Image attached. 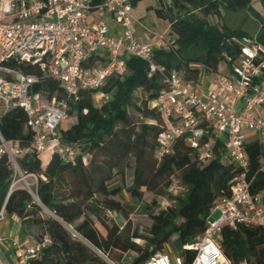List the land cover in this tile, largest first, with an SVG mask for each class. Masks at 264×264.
<instances>
[{
  "label": "trees",
  "instance_id": "1",
  "mask_svg": "<svg viewBox=\"0 0 264 264\" xmlns=\"http://www.w3.org/2000/svg\"><path fill=\"white\" fill-rule=\"evenodd\" d=\"M103 1L90 0V5L95 7ZM141 1L131 0L132 8ZM158 2L155 15L168 22V37L174 43L173 51H154L156 65L173 69L185 83L194 84L201 72L217 73L222 64L238 57L245 34L220 23L217 0ZM226 8L246 9L264 25L252 9L251 0H230ZM257 40L264 45V35ZM189 50L197 53L185 56ZM11 66L23 74L40 76L37 66ZM165 89L158 74L148 76L145 62L128 58L125 74L108 78L101 89L109 96L106 103L99 105L93 92H80L76 101L68 102V116L74 117L75 123L65 130L60 126L57 129L60 146L74 150V158L64 159L50 147L46 164V153L24 154L17 160L22 173L36 176L32 193L22 188L10 191L14 170L6 157L0 159V210L19 219H31L40 230L38 242L43 237L48 239L32 264H107L103 258L113 264H143L162 253L173 235L179 238V255L189 264L194 252L184 247L204 233L214 202L222 195H230V184L239 171L220 141L214 143L212 157L204 165L195 161L193 152L182 142L173 147L171 155L157 158L156 140L165 122L152 102ZM42 90L49 96L56 93L57 100L62 95L59 84L52 80H41L32 87L33 92ZM138 93L146 95L140 105L134 99ZM131 109L139 112L144 122L135 125L129 115ZM0 136L5 141L16 140L22 147L29 144L32 135L21 108L13 106L1 113ZM245 152L251 191L264 193V173L260 172L264 153L260 144L249 141ZM130 157L134 160L133 181L123 191L131 200H141L142 188L153 177L179 173L180 180L188 186L174 207L156 215L143 207L152 221L143 246L134 242L140 238L129 230L133 206L116 199L121 189L114 186L119 178L122 180ZM117 217L126 221L123 227ZM220 247L230 264H264V228L224 226ZM130 253L134 256L127 262L125 256Z\"/></svg>",
  "mask_w": 264,
  "mask_h": 264
},
{
  "label": "built area",
  "instance_id": "2",
  "mask_svg": "<svg viewBox=\"0 0 264 264\" xmlns=\"http://www.w3.org/2000/svg\"><path fill=\"white\" fill-rule=\"evenodd\" d=\"M133 22L131 0H104L95 7L90 0H0V110L21 108L32 135L26 147L0 136V159L6 157L24 181L25 175L37 180L21 172L17 160L24 154H44L51 147L72 160L74 150L60 146L57 136L60 123L68 117V102L76 101L80 92H93L95 101L103 105L109 100L101 91L106 80L125 74L126 60L137 58L148 65L149 77L158 74L166 85L152 102L165 122L156 140L157 158L171 155L182 142L204 165L212 157L214 143L220 141L239 171L230 195L214 202L204 233L184 247L194 252L189 264H230L220 247L222 228L235 229L239 224L264 228V193L251 191L245 152L246 144L255 140L264 153V46L257 38L243 37L238 57L224 63L227 71L211 73L210 87L198 91L177 71L153 61L154 51H171L174 41L161 35L155 42H140L132 31ZM11 63L37 66L40 76L23 74ZM41 80L59 84V100L56 93L32 91ZM260 172L264 173V155ZM14 188L12 183L10 191ZM4 216L2 208L0 221ZM2 242L5 239L0 237ZM47 244V237L30 247L14 241L17 264H32ZM143 264L186 261L179 254L162 252Z\"/></svg>",
  "mask_w": 264,
  "mask_h": 264
},
{
  "label": "rangeland",
  "instance_id": "3",
  "mask_svg": "<svg viewBox=\"0 0 264 264\" xmlns=\"http://www.w3.org/2000/svg\"><path fill=\"white\" fill-rule=\"evenodd\" d=\"M160 7L158 0H142L135 7H133L132 15L137 20H139L145 29H149L152 31H162L164 29L163 26L159 24V18L156 17L154 9H158ZM159 19V20H158ZM162 20V19H161ZM164 21V20H162ZM167 24V21H164ZM173 51V50H171ZM197 52L195 50H189L185 56L195 55ZM102 55H104L102 53ZM119 56L126 57L123 52H120ZM227 71V65H221L219 68V73L223 74ZM203 73H201L200 79L202 78ZM212 74L206 75V80H210ZM200 84H197V88H200ZM46 98L48 96H45ZM57 98V95L55 96ZM135 101L138 105L141 104L146 99V95L143 93H138L134 97ZM57 100V99H56ZM52 103V101L50 100ZM2 110H0V113ZM129 115L135 125H138L140 122H144L140 116V113L136 110H130ZM75 123V118L68 116L60 123V129L65 130L68 129L71 125ZM252 135V134H251ZM49 154L46 153L43 156L44 164L48 162ZM89 158L86 156L84 158L85 164L88 163ZM126 168L123 170L122 180L119 178L118 182L114 185L120 188V193L116 196V199L133 206V211L129 215L128 220L130 222L129 230L131 233H136L140 239H135L134 242L140 246L144 245L143 238H147L149 236L148 231L151 226V219L147 213L143 210L144 206L148 207V211L151 214H159L160 212L166 210L169 207L176 206V201L180 198H183L184 194L188 190V186L185 185L181 180L179 173H175L173 175H168L165 178L161 177H153L150 178L147 182V185L142 188V197L139 201L131 200L127 193L123 190L127 189L131 186L133 181V169H134V160L133 158H128L126 161ZM25 181L23 180L20 173L13 174V183L15 184V188L22 189H32L36 180L32 176L25 175ZM166 184L168 187L165 188ZM44 212L48 215L50 213L44 209ZM216 217V216H215ZM118 224L120 226H124L125 220L121 217H117ZM168 249H175L173 252H176L177 249L180 248V243L176 242L173 245V241L169 240L166 244ZM134 256V253L127 254L125 256V261L130 262L131 258ZM106 263L109 261L106 258H103Z\"/></svg>",
  "mask_w": 264,
  "mask_h": 264
},
{
  "label": "crops",
  "instance_id": "4",
  "mask_svg": "<svg viewBox=\"0 0 264 264\" xmlns=\"http://www.w3.org/2000/svg\"><path fill=\"white\" fill-rule=\"evenodd\" d=\"M217 1L219 4L218 20L227 29L231 31H240L244 33L245 36L251 38H259L264 35V25H262L248 10L239 9L237 11H229L226 8V5L230 0ZM251 7L258 13L261 19L264 20V0H251ZM133 20L132 31L137 40L140 42H155L157 37L161 35L168 37L169 24H165V22L161 19H158L159 24L164 27L161 32L145 29L142 23L135 17H133ZM201 73H203L202 78H199V80L194 83V87L198 91H204L210 87V81L212 79V77H210L209 81L206 80L205 77L208 73ZM197 84L201 85L199 86L200 88H197ZM39 234V227L35 225L31 219H19L15 215L5 214L3 220L0 221V237L5 239V242L0 243V264H17V257L13 242H18L24 247L34 246L38 243ZM170 240L173 241V245L176 242H179L178 235H173ZM173 250L175 249H168L165 246L163 252L171 256L179 254L181 246L176 250V252H173ZM107 264L113 263L109 262Z\"/></svg>",
  "mask_w": 264,
  "mask_h": 264
},
{
  "label": "water",
  "instance_id": "5",
  "mask_svg": "<svg viewBox=\"0 0 264 264\" xmlns=\"http://www.w3.org/2000/svg\"><path fill=\"white\" fill-rule=\"evenodd\" d=\"M46 210V209H45ZM47 211V210H46Z\"/></svg>",
  "mask_w": 264,
  "mask_h": 264
}]
</instances>
